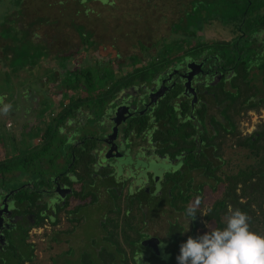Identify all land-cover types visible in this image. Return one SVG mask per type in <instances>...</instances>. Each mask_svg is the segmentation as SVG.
<instances>
[{"label":"flooded vegetation","instance_id":"1","mask_svg":"<svg viewBox=\"0 0 264 264\" xmlns=\"http://www.w3.org/2000/svg\"><path fill=\"white\" fill-rule=\"evenodd\" d=\"M228 29L223 56L221 47L213 46L208 53L192 51L161 62L154 71L142 70L146 60L116 67L109 62L116 79L97 99L87 94L56 99L42 124L56 128L50 157L19 158L14 172L0 173L1 179L7 173L18 176L15 185L0 184V264H28L32 232L55 225L61 211L73 225L79 216L83 222L87 205L98 196L112 202L121 198L130 211H140L143 255L146 249L153 253V245L144 244L149 237L164 243L169 225H181L177 216L161 237L148 233L146 223L163 212L182 213L170 205L171 197H197L202 177L214 181L203 167L221 165L216 153L221 144L233 139L232 147L239 146L235 138L256 127L248 129L247 120L264 121V26ZM119 65L128 68L119 71ZM75 100L79 103L71 110H60ZM41 142L37 135L30 145Z\"/></svg>","mask_w":264,"mask_h":264},{"label":"rangeland","instance_id":"2","mask_svg":"<svg viewBox=\"0 0 264 264\" xmlns=\"http://www.w3.org/2000/svg\"><path fill=\"white\" fill-rule=\"evenodd\" d=\"M8 1L5 6L13 8ZM74 1L24 0L25 17H17L16 13L14 16L3 17L1 16L3 12L0 13L4 34L8 35L13 32L12 28L17 26V24L13 25L16 20L15 22L18 21V24L21 22L23 25L21 29L15 27L18 36H23L22 39L26 35L33 39L37 37V42L33 44L35 50H50L48 56L39 58L38 64L18 70L14 73L15 76H11V96L6 97L8 93L4 96L0 94V109L5 105H10L6 114L0 111V158L24 149L31 141L36 140L37 136L34 135V131L47 122L53 105L56 104V99L61 95L66 97L71 93L74 95L87 93L85 88L82 91L64 90L58 84L61 67L64 64L70 69L77 66L96 65L94 67L98 66V70L106 77L110 67L108 60L112 67H116L118 63L126 64L130 60L129 52L136 54L140 61H145L152 54L154 55L155 51L162 48H168L171 52L180 54L185 44L193 45L201 39L213 41L229 37L227 25L220 22L221 19L218 20L220 18L218 13L215 14L216 10L212 8L218 5L220 0H167V2L166 0H113L114 5L109 0H77L79 3L83 1L77 7ZM198 2L206 3V5L199 9ZM151 5H154L156 9ZM139 8H142V11ZM4 9L8 12L7 7ZM148 9H150L149 12ZM145 10L147 15H141V12ZM189 11L191 14H187ZM198 13L204 17H198ZM130 17H143L140 23L154 18L157 28H153L151 35L146 32L151 31L150 27L143 28L141 31L134 30L135 24L128 23V20L124 19ZM161 18L166 22L159 20ZM116 21L119 22L118 25ZM126 31L130 33L127 34ZM92 34L96 35L95 40L91 36L90 39L84 41L86 43L80 41L82 35ZM43 35L47 36L48 45L40 41ZM88 42L92 45L91 47L87 45ZM139 42L147 49L137 47ZM113 43L117 44L116 49L111 47ZM6 49L8 48H3V50ZM215 51L217 52L216 49ZM65 53L68 56H65ZM64 56L69 57L67 61L64 60ZM260 60L261 57L254 60L252 64L256 66V62ZM119 68V71H125L128 67L119 65ZM3 87L10 88L5 84ZM45 99L48 100L47 104L43 102ZM6 121L10 122L8 126L5 124ZM248 124V129L256 126V118L253 116L247 120ZM232 145L233 139H227L216 151L223 160L215 170L220 177L252 161V157L246 155L245 148L237 145L232 147ZM14 174L7 173L5 179L0 178V184L3 187L15 185L18 182V176ZM200 180L206 182L203 183L199 196L201 199L199 209L204 212L212 201L220 196L224 182L219 181L216 183L217 186L211 189V180L203 177ZM105 197L98 196L96 203L87 205L83 222L79 216L80 220L73 225L72 220L66 217L67 213L61 211L55 225L32 232L29 239H33V242H30L33 243L31 248L33 251L32 259L28 264H65L66 262L77 264L80 252L92 248L91 238L97 239L102 235V227L96 222L97 215L100 213L99 216L105 218L106 211H110L112 207L116 210V207L124 205L121 198L112 202L107 201ZM195 198L197 197H191L189 204ZM174 215L177 216L184 231L188 221L186 216L180 212H174L169 216L163 212L154 216L146 223L147 226L144 229L146 228L150 234L161 237L165 233L168 221L173 220ZM200 222L202 225L194 226V232L199 236L209 230L208 226L212 228L214 225L212 220H206L203 217L200 218ZM70 227H72L71 231H69ZM190 227L191 222L189 221L188 231H184V235L189 233ZM144 244L153 245L151 251L155 255H164L162 242L156 237H149ZM141 257L143 258V255Z\"/></svg>","mask_w":264,"mask_h":264},{"label":"trees","instance_id":"3","mask_svg":"<svg viewBox=\"0 0 264 264\" xmlns=\"http://www.w3.org/2000/svg\"><path fill=\"white\" fill-rule=\"evenodd\" d=\"M23 1L24 0H9L8 3L11 4L13 8H8V5L5 6L7 0L6 2L5 0H0V13L3 12L1 16H14L16 13L17 17H25L26 14L24 15L23 12L25 9ZM109 1L113 2V0ZM73 3H75V7L80 4L77 0ZM205 5L206 3L198 2L199 9H202ZM151 6L155 8L154 5ZM173 6L175 7L174 4ZM4 7H7L8 12H5L6 10ZM212 8L216 10L214 12L215 14L216 12L218 13V16L220 17L218 20L221 19L219 21L223 22L227 27L230 24L232 30H236L237 28L239 30L245 29L251 31L254 25L261 27L264 26V0H220L219 4ZM139 10L142 11V8H139ZM149 10L150 9H148V12ZM145 12L147 13L146 10L141 12V15L146 16L147 14ZM193 12L194 11H192V13ZM187 14H191V11L187 12ZM198 14V17H204L201 13ZM142 18L143 17H130L129 19H124L128 20V23L133 22L135 24L133 28L134 30L141 31L143 28L147 29V27H150L151 31L146 32H149L148 34L152 33L153 28H157L154 22L156 19H146L144 23H140ZM17 20H20V18H17ZM159 20L164 19L161 18ZM15 21L13 22V25L17 24L15 27L21 29L23 27L21 22L19 21L20 23L18 24V21ZM118 21H116L117 25L119 24ZM164 22L166 21L164 20ZM15 27L12 28L13 32L7 35L4 34V27L0 22V94L4 96L8 93L6 97L12 95L10 78L15 72L38 64V60L41 56H48V54H50V50L45 51L42 46L41 48L43 50H35L33 44L37 42V37L33 39V37L29 38L26 35V37L22 39L23 36L21 37V35L18 36L16 34ZM126 33L129 34L130 32L128 33L126 31ZM157 33L159 32L157 31ZM237 34L238 33H236L235 36ZM95 36L96 35L93 34L90 36L82 35L80 41L84 42L85 40L90 39V37L95 40ZM239 37L240 36H236L234 38L238 39ZM40 41L45 42V44L48 45L46 35H43L42 38H40ZM98 44H100V42H98ZM87 45H89V42ZM116 45V43H113V46L111 47L115 48ZM215 45L221 47L222 56L228 51V49L226 51L228 41L225 39L213 41L201 39L193 45L185 44L183 46L182 54L171 52L168 48H162L159 51L157 50V52L155 51L154 55L152 54L147 58L146 61L149 64L143 66L142 70L154 71L162 65L161 62H169L178 56H182L192 51L208 53ZM91 46L92 45L90 44L89 47ZM93 46H95V44ZM6 47L9 50H3V48ZM137 47H140L143 50L147 49L146 46L140 42ZM64 55L68 56L67 53ZM128 57L130 59L129 62L131 63L140 62V59L136 54H130L129 52ZM68 58L69 57H65L64 60L67 61ZM108 61L110 62V60ZM152 62L156 64H153ZM94 66L96 65H87L85 67L77 66L70 69V67L64 64V66L61 67L58 84L62 86L64 90L82 91L85 88L87 96L89 97L91 95L89 99L92 97L97 99L96 95L99 94L101 88L106 84H112V80L116 79V75L109 67L105 77L104 73L98 70V66ZM119 78L120 77H117V79ZM4 84L10 86V88L3 87ZM121 84L122 82L114 84L111 87L113 90L110 91V93L105 91L106 94L112 96L114 91H116ZM47 101L48 100L45 99L43 102L47 104ZM78 103L79 102L76 100L72 101L71 106H68L67 109L64 106H61L60 110H71L72 106H76ZM55 131L56 128L54 129L49 123L36 129L34 135H38L42 138V142L39 144L40 146L30 145L29 143L24 149H19L16 153L7 154L6 156L1 157L0 173H3L4 171L14 172L19 167V165H17V160L19 158L50 157V154L54 151L52 143H54V137L57 135ZM236 132L237 131H232V136H234ZM58 140L59 139H56V141ZM235 142L247 150L246 155L251 156L252 161L236 168L232 173L224 174L223 177H220L215 173V170L219 165L213 166L211 162L205 163L206 165L205 169L203 167V173L214 180L210 183L211 189L215 188V186H217L216 183L219 181H222V183L224 182L221 194L218 198L214 199L210 206L204 211L207 212V216L200 215V209H198L196 219L192 220L193 224L187 235L183 234V227L180 224L173 223L169 225L166 232V239L164 243H162V248L164 250L163 256L155 255L154 253L149 252L150 250L146 248V252L143 255L144 251L142 250L141 243L143 242L142 238L146 234L140 229L143 222L142 214L140 211L136 213L130 211L124 204L123 206H115L117 208L116 210L114 207L110 209L104 220L100 222L102 226V235L98 239L95 237L91 238L90 244L92 248L80 252L77 264H178L176 256L179 254V246L182 242L186 241L189 236L192 238H197L199 236L194 232V226L202 225L200 218L203 217L206 220H212L214 222L213 227L223 228L229 207H232L233 209L239 208L246 213L248 217H250V230L264 235V121L257 124L251 134L243 137L237 136ZM216 145L218 144L216 143ZM197 195V197H199L200 192ZM82 196H84V194ZM90 199L91 201L94 200L95 195H92ZM190 199L191 198H189L188 195H174L171 197L170 205L186 215V209L189 206ZM209 209H211V211H208ZM142 255L143 258L141 257ZM65 264L70 263L66 262Z\"/></svg>","mask_w":264,"mask_h":264},{"label":"clouds","instance_id":"4","mask_svg":"<svg viewBox=\"0 0 264 264\" xmlns=\"http://www.w3.org/2000/svg\"><path fill=\"white\" fill-rule=\"evenodd\" d=\"M9 109L10 105H5L0 111L6 114ZM200 204L197 197L187 207L184 231H188L189 221L196 219ZM199 212L207 216V212ZM249 219L239 208L229 207L223 228L208 226L204 234L189 236L180 244L178 264H264V235L250 230Z\"/></svg>","mask_w":264,"mask_h":264},{"label":"water","instance_id":"5","mask_svg":"<svg viewBox=\"0 0 264 264\" xmlns=\"http://www.w3.org/2000/svg\"><path fill=\"white\" fill-rule=\"evenodd\" d=\"M58 195H59V196H62V195H63V192H58Z\"/></svg>","mask_w":264,"mask_h":264},{"label":"built area","instance_id":"6","mask_svg":"<svg viewBox=\"0 0 264 264\" xmlns=\"http://www.w3.org/2000/svg\"><path fill=\"white\" fill-rule=\"evenodd\" d=\"M7 126L10 124V122L9 121H6V123H5Z\"/></svg>","mask_w":264,"mask_h":264}]
</instances>
